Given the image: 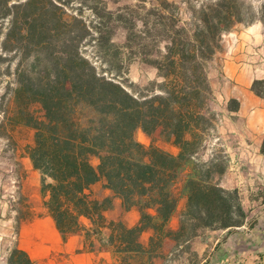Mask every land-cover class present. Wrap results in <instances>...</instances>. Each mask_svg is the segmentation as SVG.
Here are the masks:
<instances>
[{"label":"trees","instance_id":"obj_1","mask_svg":"<svg viewBox=\"0 0 264 264\" xmlns=\"http://www.w3.org/2000/svg\"><path fill=\"white\" fill-rule=\"evenodd\" d=\"M135 1L112 10L106 0H0V85L14 75L6 93L15 105L9 121L34 131L27 155L63 241L85 232L92 250L98 241L121 264H155L167 238L181 245L201 230L231 231L247 221L240 190L221 183L230 164L226 149L218 142L206 154L221 121L210 70L227 33L239 24L264 26V0L258 6L251 0ZM120 27L124 44L114 40ZM137 58L160 80L133 92L107 73H122ZM252 90L264 97V79ZM240 108L238 99L229 101V111ZM138 129L150 136L159 131L179 151L147 147L136 138ZM101 180L126 210L139 208L138 225L107 219L114 197L92 193ZM184 197L175 230L170 224ZM19 213L18 230L34 210ZM149 229L154 234L145 246L141 237ZM8 262L35 264L19 246Z\"/></svg>","mask_w":264,"mask_h":264},{"label":"rangeland","instance_id":"obj_2","mask_svg":"<svg viewBox=\"0 0 264 264\" xmlns=\"http://www.w3.org/2000/svg\"><path fill=\"white\" fill-rule=\"evenodd\" d=\"M106 1L112 10L136 2L135 0ZM251 1L257 6L260 4L257 0ZM72 6L79 8L80 5L72 4ZM69 10L74 9L69 8ZM86 11V14L89 15L88 9ZM76 12H78L77 9ZM242 26L247 25L239 24L231 32L240 31ZM229 34L227 33L224 36L223 48L217 56L225 50L228 37H230ZM114 40L118 44H124L126 30L122 27L118 28ZM93 50L92 46L88 48L89 53H92ZM17 64L18 57H14L13 71ZM98 65L102 69L108 70L106 64L99 61ZM107 74L116 77L119 82L133 92H137L138 87H146L153 80H160L157 70L138 58L127 62L122 69V73ZM14 78V75L7 76L0 85V264H9V255L12 249L17 246L27 250L35 264H64L69 261V255L63 252L64 241L52 218L43 207L40 174L34 169L27 155V147L34 142V131L25 127H15L9 121L14 113L15 105L13 97L6 93L8 82H13ZM34 108L39 111L38 106ZM221 124L222 117L218 125L217 136L219 137L211 140L210 148L206 151V154H209L218 142L224 146L219 132ZM136 138L147 147L155 145L174 153L179 151L172 144L165 142L159 131L150 136L142 129H138ZM93 163L98 164V159L93 158ZM104 181L101 180L92 187L93 195L100 199L105 195L106 184ZM19 192H22L28 198V201L20 199ZM185 205L186 203L184 201L182 203L181 200L179 212L173 218V222H179L180 213ZM28 207L33 208L34 215L22 222L18 230L16 217L22 216L19 211L27 212ZM253 211L254 213H252ZM248 214L254 216L249 220L246 228L242 229L246 232L243 237L237 234L234 235V237L236 236L235 239L228 242L222 240L218 244L216 241L222 234L221 232H214L210 229L201 230L199 236L189 243L177 245L176 241L173 240L174 244L169 247L170 251L167 255L163 253V246L160 261L162 264H172L175 261L180 262V264H227L228 262L231 264H264V222L256 220V214H260L256 206L252 207ZM236 231L237 229H233V232ZM106 232L108 233L109 230H106ZM82 234L86 236L85 232H82ZM238 248L239 250H245V253L235 256L233 250ZM225 252L230 253L231 261L223 259Z\"/></svg>","mask_w":264,"mask_h":264},{"label":"crops","instance_id":"obj_3","mask_svg":"<svg viewBox=\"0 0 264 264\" xmlns=\"http://www.w3.org/2000/svg\"><path fill=\"white\" fill-rule=\"evenodd\" d=\"M229 36L225 50L214 59L210 70L216 95L213 108L221 113L222 124L219 132L230 157L228 171L221 183L226 188L239 189L247 213L256 206L260 213L256 214V220L264 222V97L256 95L252 90L255 80L264 79V26L261 22H256L242 26L240 31L230 32ZM231 99L240 101L241 108L238 112L229 111L228 104ZM104 183L106 184V181ZM108 196L114 197V207L105 213L109 221H122L128 227L140 223L141 214L138 207L126 210L122 198L106 188L103 198ZM183 201L186 203L187 197L182 199V203ZM253 216L248 214L245 225L235 228L236 232L229 229L214 230L222 233L216 243L219 244L222 240L228 242L235 239L234 235L237 234L243 237L246 232L242 229L246 228ZM85 222L88 224L87 220ZM170 225L176 230L179 222H173L172 219ZM153 234L151 229L145 231L141 242L148 246ZM173 244L172 239L165 240V255ZM63 246V252L69 255V261L64 264H121L118 258L111 251L102 248L98 241L92 250L82 233L72 235L67 242H63ZM80 250L82 252H79ZM233 251L235 256L245 253V250L239 248ZM223 259L231 261L230 253L225 252ZM154 262L162 264L160 256L156 257ZM172 264L180 262L175 261Z\"/></svg>","mask_w":264,"mask_h":264}]
</instances>
